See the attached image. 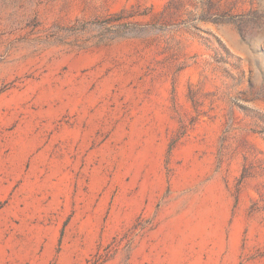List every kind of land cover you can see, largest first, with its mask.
<instances>
[{"label":"rangeland","instance_id":"1","mask_svg":"<svg viewBox=\"0 0 264 264\" xmlns=\"http://www.w3.org/2000/svg\"><path fill=\"white\" fill-rule=\"evenodd\" d=\"M0 264H264V0H0Z\"/></svg>","mask_w":264,"mask_h":264}]
</instances>
